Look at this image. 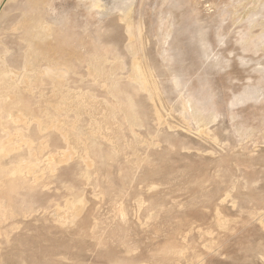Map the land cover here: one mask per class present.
I'll list each match as a JSON object with an SVG mask.
<instances>
[{"label": "rangeland", "instance_id": "374dc122", "mask_svg": "<svg viewBox=\"0 0 264 264\" xmlns=\"http://www.w3.org/2000/svg\"><path fill=\"white\" fill-rule=\"evenodd\" d=\"M0 264H264V0H0Z\"/></svg>", "mask_w": 264, "mask_h": 264}, {"label": "bare ground", "instance_id": "6f19581e", "mask_svg": "<svg viewBox=\"0 0 264 264\" xmlns=\"http://www.w3.org/2000/svg\"><path fill=\"white\" fill-rule=\"evenodd\" d=\"M11 1H14V0H11ZM22 14H25V13H22ZM44 30V29H43ZM44 31H46V30H44ZM49 70V69H48ZM53 70V69H52ZM12 71H9V72H7V73H11ZM52 72V71H51ZM61 72V71H60ZM62 73V72H61ZM51 74V73H50ZM59 77V76H58Z\"/></svg>", "mask_w": 264, "mask_h": 264}]
</instances>
